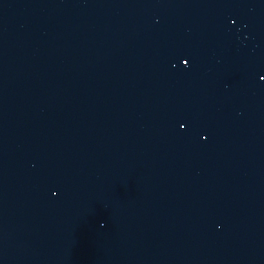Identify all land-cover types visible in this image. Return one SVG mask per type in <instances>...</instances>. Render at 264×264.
<instances>
[{"label": "water", "instance_id": "obj_1", "mask_svg": "<svg viewBox=\"0 0 264 264\" xmlns=\"http://www.w3.org/2000/svg\"><path fill=\"white\" fill-rule=\"evenodd\" d=\"M0 264H264V0H0Z\"/></svg>", "mask_w": 264, "mask_h": 264}]
</instances>
